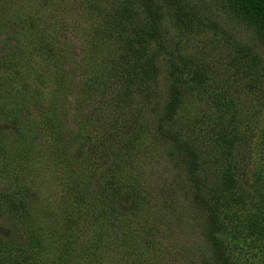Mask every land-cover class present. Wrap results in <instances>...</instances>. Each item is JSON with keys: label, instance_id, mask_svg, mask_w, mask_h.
I'll list each match as a JSON object with an SVG mask.
<instances>
[{"label": "rangeland", "instance_id": "rangeland-1", "mask_svg": "<svg viewBox=\"0 0 264 264\" xmlns=\"http://www.w3.org/2000/svg\"><path fill=\"white\" fill-rule=\"evenodd\" d=\"M165 136L203 154L226 260L264 264V34L236 2L0 0V264L212 263Z\"/></svg>", "mask_w": 264, "mask_h": 264}, {"label": "trees", "instance_id": "trees-1", "mask_svg": "<svg viewBox=\"0 0 264 264\" xmlns=\"http://www.w3.org/2000/svg\"><path fill=\"white\" fill-rule=\"evenodd\" d=\"M236 2L237 7L242 15L254 21L264 34V0H233ZM146 12L149 14V10ZM168 68L174 71L177 66H175L171 60L167 59ZM169 70V79L171 80L167 87V101L164 104L163 113L157 118V121L170 122L180 105V95L178 90L174 85V79L172 72ZM171 73V74H170ZM165 138L173 144V150L182 152L186 155V160L188 163L187 167V184L189 186V196L188 201L201 208L205 213L206 228L204 229V238L208 242L210 247V252L212 254L210 264H230L222 254L220 247V241L216 234L221 232L222 226L220 225L217 217L214 215L213 210L208 203V198L211 199L215 195V189L212 186L206 187V193L201 190L203 188L198 183V178L195 176L198 170L197 164L198 160L203 159V154L198 151L197 146L192 145L186 141H180L178 137L171 136ZM169 157L172 156L171 152L167 153ZM184 190H182L183 192ZM208 192V195H207ZM201 193H204L203 195ZM208 196V197H207ZM190 197V199H189ZM215 198V197H214ZM98 205V204H97Z\"/></svg>", "mask_w": 264, "mask_h": 264}]
</instances>
